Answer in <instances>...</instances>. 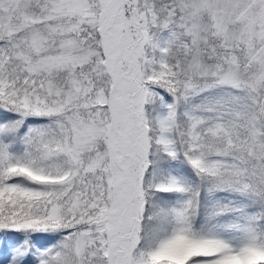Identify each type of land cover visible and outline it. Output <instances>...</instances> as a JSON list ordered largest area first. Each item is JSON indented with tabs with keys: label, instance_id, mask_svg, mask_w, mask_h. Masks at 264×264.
Masks as SVG:
<instances>
[{
	"label": "snow or ice",
	"instance_id": "obj_1",
	"mask_svg": "<svg viewBox=\"0 0 264 264\" xmlns=\"http://www.w3.org/2000/svg\"><path fill=\"white\" fill-rule=\"evenodd\" d=\"M0 264H264V0H0Z\"/></svg>",
	"mask_w": 264,
	"mask_h": 264
}]
</instances>
